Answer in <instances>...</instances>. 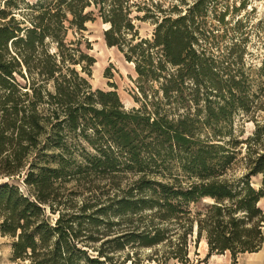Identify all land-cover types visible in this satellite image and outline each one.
<instances>
[{"label":"trees","instance_id":"1","mask_svg":"<svg viewBox=\"0 0 264 264\" xmlns=\"http://www.w3.org/2000/svg\"><path fill=\"white\" fill-rule=\"evenodd\" d=\"M217 1L152 9L135 0H4L0 234L12 260L135 264L129 247L154 254L163 244L164 259L186 264L193 224L208 256L228 251L235 263L258 252L264 189L250 178L264 173V151L253 144L264 140V116H256L264 101L249 71L264 75V58L245 65L236 40L217 48L222 34L207 19L224 21ZM96 16L108 24L105 42L134 63L138 106L125 108L116 90L94 88L84 75L94 57L80 48L82 30ZM135 18L154 24L151 37L138 34ZM236 109L254 122L245 141L230 137ZM240 142L246 168L228 176ZM202 198L209 200L188 208Z\"/></svg>","mask_w":264,"mask_h":264},{"label":"rangeland","instance_id":"2","mask_svg":"<svg viewBox=\"0 0 264 264\" xmlns=\"http://www.w3.org/2000/svg\"><path fill=\"white\" fill-rule=\"evenodd\" d=\"M20 6L23 5V0H15ZM32 1V0H29ZM143 4L144 2L154 8L150 3L161 5L162 7L170 6V0H135ZM176 1L180 5L184 6L191 0H172ZM149 3V4H148ZM218 8H227V14L224 17L223 22H218L213 18L212 14L207 15L208 23L216 24L217 34H222L221 37H216L217 48H230L231 42H236L234 48L243 49L245 65L249 63L258 66L263 64L264 58V0H218ZM4 6V0H0V8ZM21 8V7H20ZM15 11H17L15 9ZM14 14L19 17L18 12ZM134 14H143V11H137L133 9L131 12ZM239 17L238 22L234 23V20ZM86 27L82 30V34L85 39H82L80 48L94 57V62L91 65L90 74H85L91 85L100 87L103 89H114L117 91L119 98L124 104L125 108L132 106H138V102L134 100L133 94L136 93V71L134 69V63L127 60L124 54L114 45H108L103 37V30L108 26L106 22L96 16L94 20H88L85 23ZM134 27L137 28L138 34L141 37H151L154 24L149 19H134ZM79 34V33H77ZM74 32L69 31L67 39L73 38ZM78 67V66H77ZM250 82L253 85L252 89L256 92V99L264 101V75L261 76L257 70L249 71ZM257 110V118L264 116V105ZM232 136L233 139L243 140L247 136H251L254 131V122L249 118L248 114L244 113L240 109L233 111V125ZM247 142H240L241 152L232 160L229 168L228 176L239 174L245 170L247 153H245V145ZM256 143V145H255ZM254 146L256 150L264 151V140L261 144H257L255 141ZM257 154L256 151L252 154V157ZM175 174L179 171L172 167ZM136 174L128 172L126 177H133ZM251 184L257 188L262 186L264 189V173L257 172L250 178ZM79 199L82 198L80 195ZM209 198H202L197 202H191L188 204V208L195 211L199 207L203 206ZM258 205L264 210V196L258 201ZM263 238H264V224L262 226ZM188 259L186 264H264V257H256L255 254L250 252H243L238 254L233 262L228 251L224 253H212L209 256L207 252V243L205 237L198 236L196 227L193 224L191 233H188ZM264 241V239H263ZM154 247H136L131 250L128 248L130 256L135 258V264H180L175 258H165L163 251L165 246L163 244L158 245L156 253L152 254ZM126 250H121L120 258H122ZM259 250V249H258ZM264 251V244L260 247L259 253ZM153 256V257H151ZM156 256V257H154ZM258 256V254H257ZM0 264H23L19 261L12 260L11 258V246L10 239L7 236L0 234ZM124 264H130V260H127Z\"/></svg>","mask_w":264,"mask_h":264},{"label":"crops","instance_id":"3","mask_svg":"<svg viewBox=\"0 0 264 264\" xmlns=\"http://www.w3.org/2000/svg\"><path fill=\"white\" fill-rule=\"evenodd\" d=\"M263 244H264V241H263ZM259 250H260V249H259ZM259 250H257L258 252H254V251H252V252H250V253L255 254L256 257H264V251H263L262 254H261V253H259ZM257 254H258V256H257Z\"/></svg>","mask_w":264,"mask_h":264}]
</instances>
